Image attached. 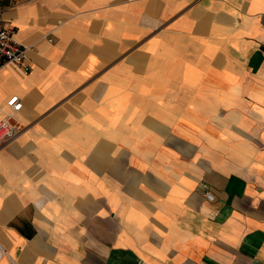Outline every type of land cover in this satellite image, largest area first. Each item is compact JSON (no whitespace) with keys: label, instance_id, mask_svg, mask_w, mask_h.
Masks as SVG:
<instances>
[{"label":"crops","instance_id":"obj_1","mask_svg":"<svg viewBox=\"0 0 264 264\" xmlns=\"http://www.w3.org/2000/svg\"><path fill=\"white\" fill-rule=\"evenodd\" d=\"M0 13V264H264V0Z\"/></svg>","mask_w":264,"mask_h":264},{"label":"built area","instance_id":"obj_2","mask_svg":"<svg viewBox=\"0 0 264 264\" xmlns=\"http://www.w3.org/2000/svg\"><path fill=\"white\" fill-rule=\"evenodd\" d=\"M29 49L26 46L21 45L14 39V30L5 25L1 13H0V64H12L19 68L24 74H28L31 71V65L29 62ZM7 107L12 112H18L22 103L18 96H11L7 102ZM11 113L5 114L0 120V146L14 140L21 128ZM205 198L208 201H212L214 198L209 193H205ZM3 251L0 245V252Z\"/></svg>","mask_w":264,"mask_h":264},{"label":"trees","instance_id":"obj_3","mask_svg":"<svg viewBox=\"0 0 264 264\" xmlns=\"http://www.w3.org/2000/svg\"><path fill=\"white\" fill-rule=\"evenodd\" d=\"M12 3H11V0H0V8H4V7H7V6H10Z\"/></svg>","mask_w":264,"mask_h":264},{"label":"rangeland","instance_id":"obj_4","mask_svg":"<svg viewBox=\"0 0 264 264\" xmlns=\"http://www.w3.org/2000/svg\"><path fill=\"white\" fill-rule=\"evenodd\" d=\"M19 1H24V0H11V3L14 4V3L19 2ZM12 4H11V5H12ZM1 10H2V9L0 8V11H1ZM206 192H208V191H205V192H204V196H205V193H206Z\"/></svg>","mask_w":264,"mask_h":264}]
</instances>
